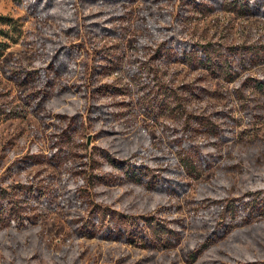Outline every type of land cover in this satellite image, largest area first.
Wrapping results in <instances>:
<instances>
[{"label":"rangeland","instance_id":"1","mask_svg":"<svg viewBox=\"0 0 264 264\" xmlns=\"http://www.w3.org/2000/svg\"><path fill=\"white\" fill-rule=\"evenodd\" d=\"M183 3L63 0L32 14L27 4L39 1L0 0V28L16 38L0 57V186L19 181L23 194L35 182L58 200L30 226L0 227V264L264 260V52H253L264 49V16L231 5L179 12ZM179 38L207 44L216 61H176ZM66 52L69 71L55 73L49 65ZM96 102L111 122L96 119ZM196 115H210L215 134L198 130ZM127 145L167 155L162 165L181 168L185 192L154 188L163 167L143 169L148 183L112 179L103 151ZM190 148L192 160L207 155L197 175L182 168ZM45 150L69 153L67 164L42 159L2 177Z\"/></svg>","mask_w":264,"mask_h":264},{"label":"trees","instance_id":"2","mask_svg":"<svg viewBox=\"0 0 264 264\" xmlns=\"http://www.w3.org/2000/svg\"><path fill=\"white\" fill-rule=\"evenodd\" d=\"M20 1V0H18ZM22 1V0H21ZM39 1V7H33L32 5L27 4L28 10L32 14H39L41 13L44 9L51 8L57 6L60 2L63 0H30V2L36 3ZM112 1V0H110ZM185 3L179 4V12L182 11L184 12V9L187 10H193V9H201L205 8L203 6H211V5H218V7H226L227 5L233 6V9H239L242 10L246 13L249 14H256V15H261L264 16V0H183ZM191 13V12H190ZM6 23L9 24V27H11L12 24V18H8L6 20ZM0 34L4 35L6 38H0V57L5 54L7 48L10 45V42L12 40H16L14 36L9 34L8 29L0 28ZM255 51L253 52H264V49H260L257 47ZM264 48V46L262 47ZM255 49V48H253ZM236 52V51H233ZM239 52V51H238ZM73 53V52H70ZM69 52H66L65 55H62L60 58L58 57L57 59H53V62L49 65V67L53 68L55 73L63 74L67 73L69 71V65L70 61L73 58V55H71ZM173 59L180 60L181 62L188 63L189 65H199L200 67H207L209 68L210 65H212L213 62L216 61L214 59V56H212V53L210 49L207 47V44H204L198 40L195 39H189V38H182L178 39L177 41V47L175 49V52L172 53ZM163 57H165L163 55ZM218 61V60H217ZM12 78H17L19 79V75L16 73L11 75ZM30 76L27 74L20 79V82L22 84H26ZM103 85L101 84L100 86H96V90L100 91V95H108L110 92L108 90L103 89ZM103 89V90H102ZM98 95V93H97ZM92 106H96V119L99 118V120H102L105 118L106 122H111L109 119L110 117L108 116H102L98 113V107H101L98 102L92 104ZM103 110V109H102ZM120 113V111H118ZM196 115V125L198 130H213L211 129V126H215L217 122H214L209 124L208 120H212V117L210 115H206V119H199ZM121 119V118H118ZM114 120V119H112ZM206 122H205V121ZM69 126L74 125L72 121L68 123ZM217 126V125H216ZM219 126V125H218ZM76 127V124H75ZM123 128V126H118L117 128H114V132L116 133V130H120ZM196 128V127H195ZM215 134V130H213ZM217 131V130H216ZM129 145H127L124 150L121 148H116L113 151L110 149H104V155L106 158L105 162V172L108 174V172L111 173V178L112 179H123V178H128L130 175L136 176L137 174L139 175L140 181L144 178L145 180L143 181L144 183L149 182V178H146V176H142L144 172L143 169L146 168H151L157 166L167 168L166 172L163 174H158L159 179H156L157 183L154 185V188H163V189H171L175 190L177 192H185V187L184 183L178 178L176 175L178 171L181 170V168H178L174 165V162L172 163H167L163 164L161 160L167 156V155H159V156H154L151 155L150 157H146L144 155V149L142 150H136L135 148H131V145L129 148ZM135 149V150H134ZM132 150L135 152H132ZM97 151H99L98 148H96V155ZM101 151V150H100ZM199 149L197 148L196 152H198ZM195 152V150H194ZM191 148L183 154L182 158V168L187 171L190 175H197V166L198 165H207V157L206 154H201L200 152V158L198 160H192L191 155L192 153ZM69 154V153H68ZM66 153L61 154L59 152H56L52 150L51 152L44 151V152H34V153H27L18 160H13L7 170V175H4L2 177H10L12 176L13 178H16L15 173L20 171L21 168L24 166H30L31 164L37 163V160H42L44 159L45 162L47 161L49 164H56L58 161L60 164H67L66 159L68 160L69 156ZM80 155V154H79ZM85 156V153L83 154ZM82 155V156H83ZM87 156H91L90 153L87 152ZM157 157V163H160L159 165H155L153 161H150L151 158ZM94 158V157H93ZM74 159V158H73ZM154 159V158H153ZM155 160V159H154ZM86 161V160H85ZM91 161V159H90ZM150 161V162H149ZM87 162V161H86ZM84 162V163H86ZM98 162V161H96ZM93 163V162H91ZM96 166V165H95ZM151 166V167H150ZM121 171V173H119ZM90 174V173H89ZM95 174V172L93 173ZM100 174V173H99ZM102 176L105 177V179L108 181L109 178L105 176L104 172L101 173ZM47 176L51 177L50 179L53 178V175L51 172H48L46 174ZM94 181H96V178H93ZM63 180L60 178V181ZM64 181V180H63ZM31 186H29L28 189H26L23 194H21L22 188L20 187L21 185H24L23 183L19 181H13L10 183L11 186L9 188L2 187L0 186V227L3 228L6 226H13V227H23V226H30L32 223L35 222L31 218L32 217H38L39 214L41 215L43 212L41 211H46V209H51L57 206L58 200L55 199L54 197V192L52 191H47V190H39L38 191V186L35 182L30 183ZM29 184V185H30ZM56 195V194H55ZM60 196H58L59 199ZM26 208V209H25ZM90 213V212H89ZM94 214V213H93ZM92 215V214H90ZM197 260V257L194 259ZM260 264H264V260L260 262Z\"/></svg>","mask_w":264,"mask_h":264}]
</instances>
